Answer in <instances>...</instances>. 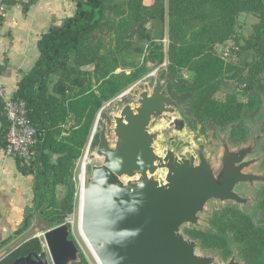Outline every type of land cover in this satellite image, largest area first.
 <instances>
[{"label":"rangeland","instance_id":"rangeland-1","mask_svg":"<svg viewBox=\"0 0 264 264\" xmlns=\"http://www.w3.org/2000/svg\"><path fill=\"white\" fill-rule=\"evenodd\" d=\"M8 1L11 0H0V17H3L5 10L9 8ZM205 1L103 0V11L99 17L97 31L94 32L95 39L93 42L85 39V42L95 48L98 56L104 57L99 59L100 70L102 73L107 72L106 79L110 78L109 80L114 82L115 93L110 94V98L102 103L97 112L82 155L76 161L73 171L72 209L65 220L67 218L71 220L70 237L78 248V263L83 261V264H99L78 231L84 173L89 175L91 167L101 161L96 155L99 131L105 124L106 136L113 145L115 142L113 116L119 115L126 105L136 106L138 94L144 90L150 91L155 77H159L161 81L166 80V88L172 82L180 83L192 78L191 68L194 65L190 68L175 67L178 70L174 76L175 80L170 79L169 71L172 55L177 53L179 46L195 45L197 43L194 41L197 38L195 35L199 32L202 37L205 35L202 39L207 42L217 37L215 30L220 32L219 25L216 29L214 25L202 24L203 19L216 16L210 5L203 6ZM188 28L191 30L188 31ZM150 41L161 48L163 53L161 63H144ZM125 42L129 43V47L124 44ZM212 45V54L219 58L226 72L234 70L230 66L237 69L244 66L245 70L235 78L222 80L217 89L207 96V103H213L215 117L205 125L199 124L196 120L202 114L196 109H193V113H189L187 104H179L182 111H176V117L184 122L182 131H175L163 120L152 122L151 131L160 132L159 140L155 144L156 152L158 155H163L172 141L175 144L183 141L179 150V156L183 157L186 154L194 155L198 146L204 145L205 156L211 161L213 168L217 169L222 154L220 140L226 138L231 150L245 147L251 140L252 130L259 124L262 140L256 153L247 160L258 158L260 160L246 171L264 174V23L258 14L246 10L240 11L235 18L233 36ZM110 56L115 57L116 60H111ZM92 58L93 56L89 57ZM79 65L81 66L76 65L75 59L72 58L69 63L73 69L72 77L68 80L72 83V90L66 83L63 89L64 96H73L80 90L74 86L79 80H84L85 85L94 82V78L79 74L94 73V65ZM63 80L59 75L50 77L49 92L59 97L53 88L59 87ZM168 95L170 96L169 93ZM71 125L72 120H67L60 129L67 130ZM7 187L8 185L3 187L4 191ZM64 192V187L58 186L57 198L61 199ZM235 192L250 200V209L233 202H208L204 213L199 216L198 226L185 225L181 231L186 238L197 243L198 254L212 256L219 264H226L232 258L242 264H264V250L256 246L253 241L249 246H245L243 242L245 233L234 236L223 230L222 236L218 232V229L222 231L219 228L222 223L225 224L223 228L235 224H240L242 228L247 227L248 224L256 227L264 226V184L255 183L252 187L241 184L236 187ZM5 194L8 196L6 191ZM35 230L36 221L33 219L29 229L4 246L0 253L7 249L11 250L10 247L14 244H20L31 236L40 241L43 250L47 253L43 232L35 233ZM47 261L51 264L49 256Z\"/></svg>","mask_w":264,"mask_h":264},{"label":"water","instance_id":"water-1","mask_svg":"<svg viewBox=\"0 0 264 264\" xmlns=\"http://www.w3.org/2000/svg\"><path fill=\"white\" fill-rule=\"evenodd\" d=\"M176 111L182 108L168 95L166 80L155 77L151 90L138 94L136 106L126 105L113 116V145L105 124L99 131L96 155L101 161L89 175L84 173L79 229L100 264H219L212 256L198 254L197 243L184 236L182 227L198 226L208 202L250 209V200L238 195L236 187L264 184V174L246 171L260 160H247L260 146L259 124L245 147L231 150L226 138L220 140L217 169L205 156L204 145L194 155L180 157L179 141L158 155L160 132L150 126L163 120L182 131L184 122ZM43 229L51 264L77 261L78 248L68 239L67 225ZM9 250L0 253V259ZM12 264L49 262L27 256ZM226 264L242 263L232 258Z\"/></svg>","mask_w":264,"mask_h":264},{"label":"trees","instance_id":"trees-1","mask_svg":"<svg viewBox=\"0 0 264 264\" xmlns=\"http://www.w3.org/2000/svg\"><path fill=\"white\" fill-rule=\"evenodd\" d=\"M73 1L76 5L74 16L66 18L59 27H51L41 36L37 42L39 57L17 84V90L11 99L12 102L24 103L27 117L38 134L39 142L30 160L14 158L18 172L32 178V200L31 205L24 209L23 219L17 230L0 241V250L23 235L33 219L38 228L35 231L38 232H44V227L53 229L65 223V218L72 209L74 191L72 177L75 163L82 155L91 126L102 103L110 98V94L115 93L114 82L110 81V78L106 79L107 72L102 73L100 70L99 59L104 57L98 56L95 48L85 42V39L89 42L95 39L94 32L97 31L99 17L103 11V0ZM35 2L36 0H29L27 4H23V11L26 12ZM7 4L13 6L17 1L11 0ZM206 5L211 6L216 16L203 19V26L214 25L217 29L219 25L220 32L215 30L217 37L208 42L202 39L205 35L202 37L199 32L195 35L197 37L194 40L197 41L195 45L183 44L178 47L177 53L172 55L170 79L175 80L174 76L178 72L175 67L190 68L194 65L191 68L193 76L189 81L172 82L166 88L178 105L187 104L189 113L196 109L202 114L196 119L201 125L215 117L213 103H207V96L217 89L222 80L235 78L245 70L244 66L239 69L230 66L234 70L226 72L222 68V62L211 52L212 43L223 42L233 36L235 18L240 11L258 14L264 23V0H206L203 6ZM195 17L197 19V16ZM2 20L3 17H0V23ZM172 31L174 32V28ZM127 46L129 47V43ZM88 56L93 58L89 59ZM110 57L111 60H116L115 57ZM72 58L78 66L94 65V73H79L83 77L94 78V82L88 85L84 84V80L75 82L74 86L80 90L67 97L64 96L63 89L67 83L72 90V83L68 81L72 77L73 69L69 66ZM162 60L161 48L150 41L144 63H161ZM56 75L64 79L59 87L53 88L59 97L49 92V78ZM67 120H72L69 129H60ZM8 127L5 102L0 97V148L3 150L6 146ZM58 186L65 189L61 199L56 196ZM224 225L222 223L219 226L222 229V231L218 229L220 235H224L223 230L234 236L245 233L243 239L245 246H249L253 241L264 250V226L248 224L242 228L240 224H235L223 228ZM251 235L253 236L250 238ZM28 255L42 260L46 257L36 237H28L17 248L8 252L0 264H10ZM72 264H83V261Z\"/></svg>","mask_w":264,"mask_h":264},{"label":"crops","instance_id":"crops-1","mask_svg":"<svg viewBox=\"0 0 264 264\" xmlns=\"http://www.w3.org/2000/svg\"><path fill=\"white\" fill-rule=\"evenodd\" d=\"M16 1L5 10L0 23V90L5 103L12 99L17 84L37 61L41 36L51 27L61 26L76 11L73 0H36L26 12L23 4L29 0ZM6 185L8 196L3 188ZM31 200L32 178L21 175L15 159L0 148V241L17 230Z\"/></svg>","mask_w":264,"mask_h":264},{"label":"built area","instance_id":"built-area-1","mask_svg":"<svg viewBox=\"0 0 264 264\" xmlns=\"http://www.w3.org/2000/svg\"><path fill=\"white\" fill-rule=\"evenodd\" d=\"M5 111L7 120L9 121L4 149L5 155L13 159L30 160L34 156L39 137L27 117L24 103L21 101L12 102L10 100L5 103ZM70 221V218H67L64 225H69Z\"/></svg>","mask_w":264,"mask_h":264},{"label":"flooded vegetation","instance_id":"flooded-vegetation-1","mask_svg":"<svg viewBox=\"0 0 264 264\" xmlns=\"http://www.w3.org/2000/svg\"><path fill=\"white\" fill-rule=\"evenodd\" d=\"M175 145H177V144L174 143V145L171 146V143H170L169 149H170V148L174 149V148H175ZM181 147H182V146H181ZM181 147H180V148H181ZM63 225H64V224H63ZM67 226H68V228H69V225H67ZM37 229H38V228H37ZM36 232L38 233V231H35V233H36ZM68 239L74 243V241H73V240L71 239V237H70V229H69V237H68ZM26 240H27V239H25V240H23V241H26ZM21 243H22V242H21ZM21 243H20V244H21ZM44 243H45V242H44ZM20 244H17V245H16L14 248H12L11 250L17 248ZM74 244H75V243H74ZM75 245H76V244H75ZM45 246H46V245H45ZM76 247H77V246H76ZM11 250H10V251H11ZM10 251H8V252H10ZM43 251H44V250H43ZM8 252H7V253H8ZM44 252H45V251H44ZM7 253H6V254H7ZM47 253H48V252H47ZM47 253L45 252L46 257H45V259H43V260H42L41 258H39V257H35V256H31V255H28V256H30L32 259H38V260L45 261V260H47V256H49V255H47ZM6 254H5V255H6ZM5 255L0 259V261L5 257ZM26 257H27V256H26ZM20 258H25V257H20ZM20 258H18V259H20ZM18 259L14 260V261L11 262L10 264L14 263V262L17 261ZM48 262H49V261H48ZM73 263H74V262H73ZM49 264H50V263H49ZM71 264H72V263H71Z\"/></svg>","mask_w":264,"mask_h":264},{"label":"bare ground","instance_id":"bare-ground-1","mask_svg":"<svg viewBox=\"0 0 264 264\" xmlns=\"http://www.w3.org/2000/svg\"><path fill=\"white\" fill-rule=\"evenodd\" d=\"M97 128V127H96ZM83 178V175L81 176V184H82V179ZM80 219V211H79V218H78V220ZM78 231H79V234H81L80 233V229H79V227H78ZM81 238L83 239V241L85 242V244L87 245V247H88V249L89 250H91L90 248H89V246H88V244L86 243V241L84 240V238H83V236L81 235ZM91 252V251H90ZM93 255V254H92ZM96 260V259H95ZM99 263V262H98ZM100 264V263H99Z\"/></svg>","mask_w":264,"mask_h":264}]
</instances>
